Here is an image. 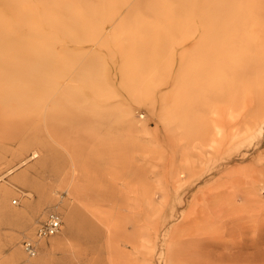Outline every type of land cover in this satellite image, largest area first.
<instances>
[{
	"label": "rangeland",
	"instance_id": "rangeland-1",
	"mask_svg": "<svg viewBox=\"0 0 264 264\" xmlns=\"http://www.w3.org/2000/svg\"><path fill=\"white\" fill-rule=\"evenodd\" d=\"M126 12L98 14L89 39H71V54L79 56L71 74L108 68L118 89V133L95 132L87 150L76 147L73 134L66 156L43 132L67 157L53 173L40 167L47 149L42 138L29 136L31 125L0 124V264H146L149 250L150 264H264V91L258 97L240 87L215 100L208 90H183L171 69L178 61L170 62L167 52L155 69L124 78L120 59H109L129 33L119 24ZM182 40L170 51L182 55ZM106 142L117 143L116 151ZM85 203L110 223L114 241L102 254L77 256L67 239L66 212ZM48 210L60 214L61 230L30 258L22 241L33 237ZM127 235L136 254L122 246Z\"/></svg>",
	"mask_w": 264,
	"mask_h": 264
},
{
	"label": "bare ground",
	"instance_id": "bare-ground-1",
	"mask_svg": "<svg viewBox=\"0 0 264 264\" xmlns=\"http://www.w3.org/2000/svg\"><path fill=\"white\" fill-rule=\"evenodd\" d=\"M241 4L239 0H0V124L18 120L21 125H31L29 136L42 138L47 149L40 167L53 173H59L66 156H71V135L75 134L78 149L87 150L84 144L95 132L100 136L110 130L118 133V89L108 76V68L100 65L71 74L72 63L79 58L71 54V39L86 41L93 34L90 27L99 17L96 15L109 19L120 10L127 11L119 24L127 26L129 33L109 61L120 59L124 78L155 69L167 52L170 62L178 61V69L173 70L174 64L171 69L183 90H208L215 100L240 87L261 95L264 0H252L250 6L248 0ZM180 35V42L187 47L182 55H176L170 48ZM57 45H61L59 50ZM256 111L250 128L258 118ZM43 132L66 156L44 139ZM103 145L115 151L118 146ZM36 157L33 153L30 158ZM89 204L66 212L67 239L75 242L71 249L75 248L77 256L102 254V246L107 248L114 241L110 223L107 225L99 209ZM121 243L124 249L131 248V254L136 252L131 235ZM145 258L150 264V250ZM36 260L31 264H39Z\"/></svg>",
	"mask_w": 264,
	"mask_h": 264
},
{
	"label": "built area",
	"instance_id": "built-area-1",
	"mask_svg": "<svg viewBox=\"0 0 264 264\" xmlns=\"http://www.w3.org/2000/svg\"><path fill=\"white\" fill-rule=\"evenodd\" d=\"M15 204L16 201H13ZM62 226L61 216L57 211L48 210L44 220L37 226L32 238H26L22 241V248L25 254L33 258L37 255L40 241L48 240L56 236Z\"/></svg>",
	"mask_w": 264,
	"mask_h": 264
}]
</instances>
